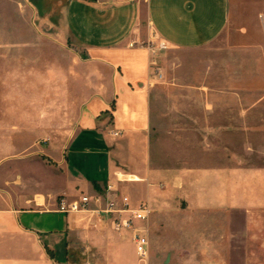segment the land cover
<instances>
[{
    "label": "crops",
    "instance_id": "obj_1",
    "mask_svg": "<svg viewBox=\"0 0 264 264\" xmlns=\"http://www.w3.org/2000/svg\"><path fill=\"white\" fill-rule=\"evenodd\" d=\"M27 1L41 26L75 43L95 72L81 78L71 135L44 150L50 180L21 175V185L0 193V264H264V150H256L263 160L251 163L248 140L235 151L219 136L254 131L245 96L218 91L213 62L194 78L192 93L164 92L188 86L169 76L150 83L154 34L168 48H203L228 28L237 2ZM241 13L264 29V0H241ZM176 96L195 106L173 107ZM185 133L204 134L196 141L201 155L174 160L169 135ZM81 195L100 197L103 208L114 199L121 207L124 196L132 208L150 205L147 262L137 258L132 230L114 226L128 213L100 211V203L58 210L62 197ZM124 245L135 253L130 260Z\"/></svg>",
    "mask_w": 264,
    "mask_h": 264
},
{
    "label": "rangeland",
    "instance_id": "obj_2",
    "mask_svg": "<svg viewBox=\"0 0 264 264\" xmlns=\"http://www.w3.org/2000/svg\"><path fill=\"white\" fill-rule=\"evenodd\" d=\"M234 1L237 10L231 23L208 46L159 49L158 61L164 68V78L158 84L169 76L188 86L173 85L164 92L192 93L194 78L203 77L213 62L218 91L241 92L254 124L251 125L254 131L249 134L219 136L231 140L235 151H241L248 140L255 151L251 153V163H257L263 159L256 150H264V29H258L256 21L244 20L241 0ZM150 42L157 47L162 43L155 34ZM83 54L75 43L62 41L43 28L27 0H0V193L21 185V175L36 173L47 180L52 177L53 165L44 150L55 140L64 141L71 135L83 103L81 78L95 72L83 60ZM169 103L190 109L195 106L194 100L177 96ZM169 136L174 160L179 154L192 159L201 155L196 141L203 139L204 134ZM179 136L185 140H178ZM133 255L134 251L124 245L122 256L130 260Z\"/></svg>",
    "mask_w": 264,
    "mask_h": 264
},
{
    "label": "built area",
    "instance_id": "obj_3",
    "mask_svg": "<svg viewBox=\"0 0 264 264\" xmlns=\"http://www.w3.org/2000/svg\"><path fill=\"white\" fill-rule=\"evenodd\" d=\"M147 46L149 47L152 55L150 60V83L155 84L162 81L164 78V72L157 59V55L159 49L165 46L161 43V45L157 47L151 42L147 43ZM127 179L131 180L133 177H129ZM113 188V185H108L109 190H112ZM122 200L123 205L121 207H118L117 201L114 199L108 201L106 203V207L103 208L101 207L100 197L81 195L79 198L74 200H67L65 197H62L58 204V210L64 213L78 212L82 210H88L92 203H100V206H98V210L100 211L117 214L128 213L129 216L126 218H115L114 226L116 229L127 228L132 230L137 258L140 262H147L149 259L150 244L147 229L143 223L149 218L151 214V208L148 203H143L138 208H132L127 196H124Z\"/></svg>",
    "mask_w": 264,
    "mask_h": 264
},
{
    "label": "bare ground",
    "instance_id": "obj_4",
    "mask_svg": "<svg viewBox=\"0 0 264 264\" xmlns=\"http://www.w3.org/2000/svg\"><path fill=\"white\" fill-rule=\"evenodd\" d=\"M134 179V178H133Z\"/></svg>",
    "mask_w": 264,
    "mask_h": 264
}]
</instances>
